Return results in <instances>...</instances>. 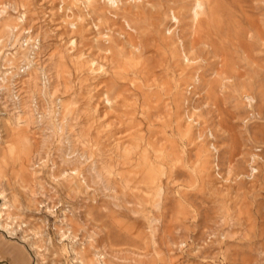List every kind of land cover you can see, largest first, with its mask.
<instances>
[{"label":"rangeland","instance_id":"rangeland-1","mask_svg":"<svg viewBox=\"0 0 264 264\" xmlns=\"http://www.w3.org/2000/svg\"><path fill=\"white\" fill-rule=\"evenodd\" d=\"M52 1L0 0V41L4 24L20 32L0 50L1 81L15 71L7 53L25 59L32 46L39 111V68L50 81L38 124L0 91V264H35V250L71 264V247L104 249L109 264H264V0H116L122 10L102 0L86 21L93 0ZM104 57L101 80L121 95L112 107L95 88ZM58 118L69 140L45 141ZM69 146L89 158L56 164L61 189L50 161ZM32 155L43 158L26 167Z\"/></svg>","mask_w":264,"mask_h":264},{"label":"bare ground","instance_id":"bare-ground-1","mask_svg":"<svg viewBox=\"0 0 264 264\" xmlns=\"http://www.w3.org/2000/svg\"><path fill=\"white\" fill-rule=\"evenodd\" d=\"M54 1V0H53ZM52 1V2H53ZM84 1V0H83ZM102 0H93L92 2H86V3H84L83 4V8H81L82 9V12H83V15H84V18H83V20L84 21H86L87 20V18L88 17H91V14L95 11V9H94V4H100V2H101ZM107 1V4H108V6L110 7V9H113V10H117V9H121L120 8V6L121 5H118V4H116V5H114V3H115V1L116 0H106ZM118 1V0H117ZM35 2V1H34ZM33 2V5L35 4ZM62 2V1H61ZM102 2H104V1H102ZM30 3V2H29ZM76 4V3H75ZM6 5V4H5ZM81 5V4H80ZM101 5V4H100ZM35 6V5H34ZM34 6H31V7H33L34 8ZM96 7V6H95ZM36 8V7H35ZM14 10V9H13ZM122 10V9H121ZM25 11H26V9H25ZM29 11V10H28ZM77 12H79V11H77ZM81 12V11H80ZM113 12V11H112ZM115 13V12H114ZM27 14V13H26ZM79 14V13H78ZM81 15H82V13H81ZM80 15V16H81ZM113 16H114V14H112ZM9 16H11V15H9ZM66 16H68V14L66 15ZM69 17V16H68ZM93 17V16H92ZM91 17V19H93ZM97 17V16H96ZM2 18V16H0V19ZM6 18V17H5ZM62 18V17H61ZM9 19H12V18H9ZM78 19H79V17H78ZM98 19V18H97ZM97 19H95V20H97ZM65 20V19H64ZM73 20V19H72ZM80 20V19H79ZM78 20V21H79ZM5 21H6V19H5ZM28 21H30V20H28ZM66 21H68L67 19H66ZM66 21H65V23H66ZM88 21H90V20H88ZM3 22V21H2ZM7 22H9V21H7ZM69 22V21H68ZM92 23V22H91ZM95 23H97V22H95ZM93 24V23H92ZM97 24H99V23H97ZM3 26V25H2ZM28 26H30V24L28 25ZM62 26H64V24L62 25ZM70 26H71V28H74L75 27V24L74 23H70ZM77 26V25H76ZM79 26V25H78ZM88 26V25H87ZM103 26V25H102ZM0 27H1V24H0ZM4 27H5V29L6 30H8V31H6V34H7V37L4 39V40H2V41H0V50H1V48L2 47H7V48H9V49H13L14 48V46H16V43L18 42V39H19V31H14V29H13V26L12 25H10L9 23L8 24H4ZM32 27V26H31ZM67 27H69V26H67ZM104 27V26H103ZM107 27H109V26H107ZM112 27V26H111ZM113 27H115V26H113ZM26 28V27H25ZM84 28V27H83ZM110 28V27H109ZM118 28V27H117ZM1 29H2V27H1ZM30 29V28H29ZM3 30V29H2ZM73 30V29H72ZM76 30V29H75ZM96 30V29H95ZM106 30H108V29H106ZM119 30V29H118ZM116 31V30H115ZM22 32V31H21ZM96 32V31H95ZM107 31H105V34H107L106 33ZM111 32V31H110ZM71 33V32H70ZM27 34H29V33H27ZM98 34L100 35V36H102L104 33H101V32H98ZM87 35V34H86ZM92 35V34H91ZM60 36H62V35H60ZM97 36V35H96ZM31 37H32V34H29V35H26L25 36V38L24 39H22L23 41L21 42V45H27L28 44V42H29V39H31ZM89 37V36H88ZM99 37V36H98ZM97 37V38H98ZM115 37V36H114ZM120 38V37H119ZM69 39V38H68ZM116 39V38H115ZM71 40H72V38H71ZM99 42H101V41H106V42H108V44L111 42V40H112V37L110 36V35H106V36H102V37H99ZM82 41V40H81ZM118 42H120V41H118ZM84 43V42H83ZM92 43V42H91ZM90 43V44H91ZM115 43H117V41L115 42ZM121 43V42H120ZM101 44V43H100ZM80 45V44H79ZM88 45V44H87ZM99 45V44H98ZM117 45V44H116ZM120 45V44H119ZM85 47V46H84ZM92 47V46H91ZM118 47H120V46H118ZM75 48V47H74ZM96 48V47H95ZM37 49H38V47L37 46H35V48L32 46L31 47V49H30V53H31V56H30V54H29V56H27L25 59H21L20 57V59H21V61H20V59L19 60H16L14 57H11L10 55H8L9 53H7V58H6V60L7 61H9L8 62V64H11L12 66H14L13 68H15V71H13V72H11V75H10V77H6L5 79H6V81L4 82V80H2L1 81V79H0V91L3 89V90H5L7 93H8V97H9V103H10V105H12L13 106V108H17L18 110V113L19 112H21L22 114H21V116L23 115V112H31L32 113V115H35L34 116V118H35V121L37 122V124L40 122V120H42V117H44V118H48V116L50 115V105H49V103H48V100H47V87H49V85H50V81H49V78L46 76L45 77V73H44V70L42 69V68H39V70L41 71V82H42V86H41V89L39 90L40 91V93L41 94H39L40 95V98H41V100L42 101H44V102H47L46 103V106L42 109V111L40 110H38V105H37V100L39 99L38 97H37V90H35V88H34V86L37 84L36 83V76L33 74L32 75V72H33V67H34V65H35V62H34V55L37 53L36 51H37ZM28 50V49H27ZM75 50V49H74ZM80 50V49H79ZM106 51V50H105ZM14 52V51H13ZM26 52V51H25ZM85 53V52H84ZM103 57V56H102ZM105 58H107V57H104V59L103 60H100V61H98L97 62V64H96V71H95V78H97L95 81H96V84H95V88H96V91H97V93H98V95L99 96H102V98H101V100H102V102L103 103H105L104 101L106 100V104H109V107H112L113 105H115L118 101H119V99H120V94L119 93H117L116 94V96H114V97H111V95H109V93L107 92L108 91V89H109V85L106 83V84H103L104 83V80H101V79H103L104 77H105V73H106V71H107V69L106 68H102L103 66H105L106 65V63H105ZM5 59V58H4ZM101 59V58H100ZM61 60V59H60ZM7 61H5L4 60V62H7ZM17 61H19V62H17ZM101 62H103V63H101ZM37 63V62H36ZM7 63H5L4 65H6ZM89 64V63H88ZM105 64V65H104ZM4 65H2V66H4ZM7 66V65H6ZM92 68V67H91ZM34 69H35V67H34ZM35 71V70H34ZM89 71H90V69H89ZM6 71H4V74H6L5 73ZM152 74V73H151ZM156 75V74H155ZM7 76V75H6ZM150 76V75H149ZM5 77V76H4ZM25 77H27L26 78V80H25V85L27 86L28 85V88L27 89H25V90H23V91H21V89L22 88H19L18 87V83L19 82H21V80H22V78H25ZM196 77V76H195ZM149 78V77H148ZM81 80V79H80ZM92 80H94V79H92ZM148 80V79H147ZM23 81V80H22ZM82 81V80H81ZM149 81V80H148ZM40 82V83H41ZM22 84H23V82H21ZM27 83V84H26ZM30 83H31V85H34L33 86V89H32V86H30ZM39 83V84H40ZM155 83H156V81H155ZM18 84V85H17ZM93 85V84H92ZM30 86V87H29ZM94 88V89H95ZM51 89V88H50ZM75 91V90H74ZM92 93V92H91ZM0 94H2V96H4L3 94H5L4 92L3 93H1L0 92ZM50 94H52V93H50ZM104 95H106V97H105V99H104ZM5 96H6V94H5ZM92 96V98L93 97H95V96H93V95H91ZM1 97V96H0ZM1 99H3V97L1 98ZM6 99V98H5ZM8 99V98H7ZM7 99H6V102L5 103H7ZM91 99V98H90ZM123 99H124V96H123ZM60 100V99H59ZM100 100V99H99ZM8 104V103H7ZM44 104V103H43ZM118 104V103H117ZM3 105H5V104H3ZM45 105V104H44ZM58 105L60 106V101H58ZM2 106V105H1ZM7 106H9V104L7 105ZM59 106H58V108H59ZM91 106V105H90ZM5 108H6V105H5ZM4 108V109H5ZM9 108H11V107H9ZM9 108L7 109V110H9ZM12 108V109H13ZM60 109V108H59ZM58 109V110H59ZM108 109V108H107ZM106 109V110H107ZM15 110V109H14ZM110 110V109H109ZM16 111V110H15ZM60 111V110H59ZM58 111V112H59ZM8 112V111H7ZM12 112V111H11ZM8 114H9V112H8ZM27 114V113H26ZM28 114H30V113H28ZM17 115V114H16ZM28 116V115H27ZM23 117V116H22ZM28 118H30V116L28 117ZM101 118V117H100ZM27 120H29V119H27ZM53 120V119H52ZM22 121V120H21ZM20 121V122H21ZM24 121H25V119H24ZM17 122V121H16ZM15 122V123H16ZM19 122V121H18ZM30 122V120L28 121V123ZM35 122V123H36ZM105 122H103V124H104ZM17 124V123H16ZM36 124V125H37ZM43 124H45V123H43ZM75 124V123H74ZM73 124V125H74ZM14 125V124H13ZM19 125V124H18ZM21 125V124H20ZM25 125H27V124H25ZM29 125V124H28ZM41 125V124H40ZM30 126V125H29ZM45 127V126H44ZM69 122H68V120H65V118H58V119H56V122H54V123H48V125H47V127H46V130H48V132L47 133H45L44 132V134H43V132H42V135L44 136V140H45V138H48V135H51V134H58V135H62V137L65 139V140H69V138H70V130H69ZM106 127V126H105ZM13 128H15L14 126H13ZM29 128V127H28ZM73 128V127H72ZM75 128V127H74ZM16 129L17 130H20L21 129V127H20V129L18 128V127H16ZM105 129V128H104ZM16 130V131H17ZM20 131H22V134H21V132ZM19 132H20V134L21 135H23V136H25V134H26V132L24 131V129L22 130H20ZM25 132V134H23L24 132ZM44 131H45V129H44ZM73 131H75V130H73ZM28 132V131H27ZM39 132V131H38ZM67 132V133H66ZM66 133V134H65ZM16 134H19V133H17L16 132ZM63 134H65V135H67V136H65V135H63ZM74 134V133H73ZM119 134V133H118ZM77 135V134H76ZM123 135V134H122ZM15 138V137H14ZM50 139V138H49ZM28 141V140H27ZM46 141V140H45ZM14 142V141H13ZM67 142V141H66ZM65 142V146H67L66 143ZM69 142V141H68ZM150 142V141H149ZM52 143V142H51ZM74 143V142H73ZM60 144H61V142H60ZM59 144V145H60ZM152 144V143H151ZM25 144H23V146H24ZM70 145V144H69ZM42 146V145H41ZM47 146V145H46ZM62 146V145H61ZM73 146H74V144H73ZM79 146V145H78ZM29 147V146H28ZM75 147V146H74ZM41 148H43V147H40V149ZM62 148V147H61ZM76 148H78V147H76ZM76 148L75 149H73V148H71V146H69V148H67L68 149V152L66 153L65 152V149H66V147L65 148H63L64 150V152L61 150V152H58L59 153V155H57L60 159L58 160V157H57V161H54V159L52 160L51 159V163H52V165H53V167H52V169H53V171L51 170V172H53L52 174H50L49 176L51 177L52 176V180H54L55 182H56V184H57V186L58 187H60L61 189H63V185H64V175L63 174H65V173H63L64 171H63V169H60V171L58 170V172H56L55 170H57V169H59V167L58 166H56V164H60V165H63V164H67V163H72L73 162V164L74 165H76V162H78V161H76L75 162V160L76 159H78L79 161H80V158L82 159V157H86V158H89V156H87V155H83V154H80L79 152L80 151H75L76 150ZM58 149H60V147L58 148ZM46 150V149H45ZM43 151V150H42ZM27 152V151H26ZM41 153V152H40ZM86 154H87V152H86ZM89 154V153H88ZM154 154V153H153ZM50 156V155H49ZM31 157H33L32 159L33 160H30L28 163H26L25 164V161H22L21 163H23V164H25V166L26 167H32V168H34V165H35V162L37 161V162H40V160H42V158L40 157V158H37V157H35V156H31ZM50 157H52V156H50ZM55 157V156H54ZM23 158V157H22ZM21 158V159H22ZM12 159H14V158H12ZM24 160V159H23ZM56 160V159H55ZM86 161V160H85ZM84 161V162H85ZM95 161V160H94ZM43 163H44V160L42 161ZM89 162V161H88ZM80 163V162H79ZM82 163V162H81ZM86 163V162H85ZM78 164V163H77ZM95 164V162H93L92 161V165L93 166H95L94 165ZM96 164H97V162H96ZM36 166V165H35ZM37 166H39V163H37ZM76 166H78V165H76ZM81 166V165H80ZM84 166H85V164H84ZM91 167L92 169H93V171H94V167ZM40 167V166H39ZM38 167V170L40 171V168ZM79 167V166H78ZM75 168H77V167H75ZM69 167H68V171H69ZM79 169V168H78ZM85 169V168H84ZM89 170V166L87 165V168L85 169V170ZM92 169H90V171L92 170ZM97 169V168H96ZM35 170V169H34ZM39 171H37L38 173H39ZM66 171V170H65ZM88 173V172H87ZM164 174H162V176H163ZM161 176V177H162ZM92 177H94V178H97V177H101V174L97 171V170H95L93 173H92ZM91 177V178H92ZM50 179V178H49ZM51 180V181H52ZM84 180V179H83ZM53 181V182H54ZM85 181V180H84ZM101 181H102V178H101ZM84 183H86V181L84 182ZM91 183V182H90ZM104 184V183H103ZM159 186V185H158ZM3 187V186H2ZM1 186H0V198H2L3 199V202L0 204V205H2L1 207H0V218L3 216V213H5L4 211H5V205L7 204V201L5 200V197H4V194H3V188H2ZM38 187H40V186H38ZM50 187V186H49ZM70 187V185L68 186V188ZM75 187V186H74ZM91 187V186H90ZM75 188H77V187H75ZM159 188V187H158ZM157 188V189H158ZM67 189V188H66ZM104 189V188H103ZM162 189V188H161ZM101 190V189H100ZM154 190H155V188H154ZM153 190V191H154ZM57 193V192H56ZM64 194V193H63ZM42 196L43 197H46L47 196V194H43V192H42ZM67 196H68V194H67ZM46 199H47V197H46ZM48 199H49V197H48ZM47 199V200H48ZM73 199V198H72ZM9 201V200H8ZM80 203V202H79ZM11 204H12V202H11ZM47 206V205H46ZM70 207V206H69ZM39 208V207H38ZM71 208H73L72 206H71ZM35 209V208H34ZM40 209V208H39ZM54 209V208H53ZM46 210V209H45ZM71 210V209H70ZM70 210H68V211H70ZM73 210V209H72ZM75 211V210H74ZM73 211V212H74ZM77 211V210H76ZM71 213H72V211H71ZM70 213V214H71ZM11 213L9 212V213H7V215L9 216ZM76 214H78V212L76 213ZM7 216V217H8ZM86 216V215H85ZM77 218L79 217V215L78 216H76ZM10 218H11V216H10ZM9 217H8V219H10ZM86 219V218H85ZM86 223V222H85ZM6 226L7 225H9L10 224V220H6ZM4 224V225H5ZM3 225V226H4ZM91 225V224H90ZM7 228V227H6ZM62 228V227H61ZM98 228V227H97ZM96 228V229H97ZM31 229V228H30ZM32 230V229H31ZM34 231V230H33ZM36 231V230H35ZM61 231V230H60ZM21 233V232H20ZM34 233V232H33ZM66 233V232H65ZM64 233V234H65ZM36 234H37V232H36ZM63 234V235H64ZM71 237V236H70ZM48 239V238H47ZM94 240V239H93ZM35 243V242H34ZM34 243H29V246L31 247V249L33 250V249H37V247H35V244ZM174 243V242H173ZM103 246V245H102ZM29 247V248H30ZM38 247H39V245H38ZM104 247H106V246H104ZM103 248V247H102ZM101 248V249H102ZM110 248H111V246H110ZM40 249V248H39ZM100 249V248H99ZM41 250V249H40ZM118 252V251H117ZM122 252H123V250H122ZM31 253H32V251H31ZM35 253V254H34ZM33 254L35 255V260H36V262H35V264H45V259L43 258V257H45V256H41V254L38 252V251H33ZM42 255H43V253H42ZM71 255H73L71 258V264H109V263H107V252L103 249V250H101V251H97V250H95L94 248L92 249L91 247H86V248H80L79 250L78 249H76V248H72L71 247ZM93 255V256H92ZM204 256H206V255H204ZM70 257V256H69ZM14 259V258H13ZM152 259H153V256H152Z\"/></svg>","mask_w":264,"mask_h":264},{"label":"crops","instance_id":"crops-1","mask_svg":"<svg viewBox=\"0 0 264 264\" xmlns=\"http://www.w3.org/2000/svg\"><path fill=\"white\" fill-rule=\"evenodd\" d=\"M0 240H1V237H0Z\"/></svg>","mask_w":264,"mask_h":264}]
</instances>
